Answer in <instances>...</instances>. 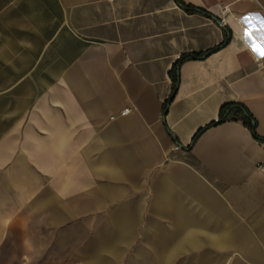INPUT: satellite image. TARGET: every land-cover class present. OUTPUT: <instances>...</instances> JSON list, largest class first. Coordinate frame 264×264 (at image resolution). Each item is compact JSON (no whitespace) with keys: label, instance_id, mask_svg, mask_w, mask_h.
Returning <instances> with one entry per match:
<instances>
[{"label":"crops","instance_id":"crops-1","mask_svg":"<svg viewBox=\"0 0 264 264\" xmlns=\"http://www.w3.org/2000/svg\"><path fill=\"white\" fill-rule=\"evenodd\" d=\"M261 52L264 0H0V264H264Z\"/></svg>","mask_w":264,"mask_h":264},{"label":"trees","instance_id":"trees-1","mask_svg":"<svg viewBox=\"0 0 264 264\" xmlns=\"http://www.w3.org/2000/svg\"><path fill=\"white\" fill-rule=\"evenodd\" d=\"M191 58H195V56L192 55ZM183 59H185V57H182L179 62H181ZM170 75L172 77V82H173V91H175V86L177 84L178 77L176 76L173 70L170 72ZM227 119L242 121L245 125H247V127L252 131L253 135L255 136V127L251 125V117L247 113L245 108L242 107L241 105L239 104L223 105L219 111L218 121L211 123V125L223 122ZM198 134L199 132L195 134L194 138Z\"/></svg>","mask_w":264,"mask_h":264},{"label":"built area","instance_id":"built-area-1","mask_svg":"<svg viewBox=\"0 0 264 264\" xmlns=\"http://www.w3.org/2000/svg\"><path fill=\"white\" fill-rule=\"evenodd\" d=\"M127 112V110L123 111L122 114H125Z\"/></svg>","mask_w":264,"mask_h":264},{"label":"snow or ice","instance_id":"snow-or-ice-1","mask_svg":"<svg viewBox=\"0 0 264 264\" xmlns=\"http://www.w3.org/2000/svg\"><path fill=\"white\" fill-rule=\"evenodd\" d=\"M246 35H248V33H245ZM262 55H264V52H261Z\"/></svg>","mask_w":264,"mask_h":264}]
</instances>
